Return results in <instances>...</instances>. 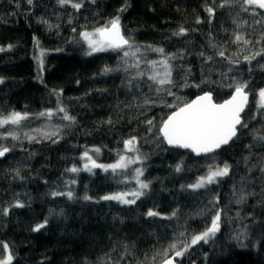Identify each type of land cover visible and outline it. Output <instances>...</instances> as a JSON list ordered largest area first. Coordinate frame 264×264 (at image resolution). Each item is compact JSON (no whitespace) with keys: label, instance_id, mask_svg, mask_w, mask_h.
Masks as SVG:
<instances>
[{"label":"trees","instance_id":"16d2710c","mask_svg":"<svg viewBox=\"0 0 264 264\" xmlns=\"http://www.w3.org/2000/svg\"><path fill=\"white\" fill-rule=\"evenodd\" d=\"M72 2L81 7L0 0V119L26 116L0 126V150L8 149L0 156V259L10 253L11 264H159L219 210L216 236L176 263L264 264V9L243 0ZM117 16L131 47L142 50L122 67H113L118 51L89 55L81 36ZM165 60L171 82L149 79L147 64ZM237 84L247 85L250 102L246 127L228 146L201 157L165 146L159 129L173 111L205 92L222 103ZM60 108L74 120H64ZM133 137L135 150L127 152L124 141ZM85 152L102 165L126 154L138 160L115 172H86ZM225 163L228 176L188 187ZM136 169L149 187L134 204L101 199L136 188ZM242 193L251 195L238 204ZM38 224L45 226L34 231Z\"/></svg>","mask_w":264,"mask_h":264},{"label":"snow or ice","instance_id":"6c2138e0","mask_svg":"<svg viewBox=\"0 0 264 264\" xmlns=\"http://www.w3.org/2000/svg\"><path fill=\"white\" fill-rule=\"evenodd\" d=\"M31 3V0H28ZM61 5L71 3L73 8L79 9L81 7L80 3H73L72 0H59ZM243 3L246 5H256L260 9H264V0H243ZM209 13H212V9H208ZM110 26H105L104 28L96 29L95 33H81L82 38L87 42L91 55L92 53L105 51L108 49L111 50H121L123 48L131 47L129 39L125 38L122 34L120 28L119 17L113 18L110 22ZM184 29L180 30V33L183 34ZM236 40H243L242 36H236ZM248 43V41H244ZM150 47V46H149ZM156 52H163V49H152ZM129 53L124 52V56L127 57ZM223 56V52L220 53ZM210 59V58H209ZM249 59V57H245ZM42 63V60H41ZM156 63V62H149ZM165 71L163 73V78L158 81L159 84L170 83L169 77L171 71L167 61H161ZM105 71H110V69H105ZM149 79L156 80V76H150ZM3 80L0 79V83ZM199 87V85H197ZM246 84H237L234 88V93L230 99L225 100L223 103H214L212 94L210 92H205L203 95L197 96L196 99L192 100L190 103H185L183 107H180L178 110L172 112L171 115L163 121L162 126L159 129V133L162 135L163 140L167 142L168 145L191 149L192 152L197 155L201 154H211L214 153L217 149H220L223 145L229 144L234 137L237 136V125L241 127H246L242 124L241 113L244 111L245 106L248 103V93L245 91ZM171 94V93H169ZM259 97V107L264 108V89H261L258 93ZM60 112H64L63 119L67 121L74 120V117H71L67 114L65 109L60 108ZM41 115H45L41 113ZM51 115V113H48ZM26 116L18 112L10 113L7 117L0 119V126L4 124H19L21 120L25 119ZM149 124L152 121H148ZM55 135V133H53ZM31 139V137H29ZM260 139H264L261 137ZM135 137L124 141L125 149L128 151L135 150ZM8 151L7 148L0 150V156H3ZM99 152V149H96ZM90 162L85 165V169L91 171L92 168H103L107 171L111 168L114 172L117 169H125L129 164L134 163L133 160L126 159L124 156H121L120 159L111 165H99L96 164L91 157L88 156L87 152L84 154ZM181 168L179 165L176 167V171H180ZM72 172L78 171L76 168L70 169ZM230 166L225 163L222 167H209L206 176L199 177L194 184L188 185L192 189L204 188L206 185L214 184L217 182V178H222L229 175ZM264 171V169H262ZM142 175L140 169L136 170V180L138 184V189L131 193H115L112 195H105L101 197L102 200H114L122 204H134L136 199L142 196L144 193L142 190L147 189L149 185L142 182L139 177ZM57 195V193H53ZM131 195L133 199H126L125 197ZM248 194H241L236 200V203H243ZM67 196L69 199L72 198V192H68ZM85 200L90 199L85 196ZM16 207H23L22 204L17 203ZM7 209H4L5 214H7ZM148 216L157 215L156 212L151 210L147 213ZM220 220H221V211L216 210L215 215L212 216L211 224L203 232L193 235L191 238V243L186 244L183 249L175 251V257L183 256L184 252L193 245H196L199 242L208 243L209 240L216 236L217 232L220 230ZM44 224H38L34 231H39L43 228ZM183 235V233H181ZM246 235V233H243ZM240 237L237 236L236 239ZM4 250H8V245H3ZM173 249L176 248V245H171ZM12 256L9 253L3 259H0V264H11ZM165 264H173V259H167Z\"/></svg>","mask_w":264,"mask_h":264},{"label":"rangeland","instance_id":"374dc122","mask_svg":"<svg viewBox=\"0 0 264 264\" xmlns=\"http://www.w3.org/2000/svg\"><path fill=\"white\" fill-rule=\"evenodd\" d=\"M95 31H96V30H94V31H90V32H87V33H95ZM84 41H85V40H84ZM85 43L87 44L86 41H85ZM87 46H88V44H87ZM107 51H111V52L118 51V53L120 54V59H119L118 61H116L115 65H114L113 67H122L123 65L134 64V63L136 62L135 55L138 54V53H140V52H142V50L139 49V48H135V47H127V46H126L125 48H123V49H121V50H111V49H108V50H105V51H99V52H95V53L107 52ZM125 51H127V52L129 53V55H128L127 57L124 56V52H125ZM160 62H161V61L156 62V63H154V64H152V63H148V64H147V70H146L147 75H148L149 77L155 75V76H156V80H154V81H156V82H158L160 79L163 78V73H164V71H165V68H164L163 64L160 63ZM258 104H259V97H258ZM4 125H5V124H4ZM126 151H127V152H130V151H128V150H126ZM88 156L91 157V159L94 160V161L96 162V164L102 165V164L98 163V162L93 158V156L91 155V153H88ZM124 157H125L126 159L133 160L134 162H136V161L138 160L137 157H133V158H131L129 154L124 155ZM84 160H85V162H84V164H83L82 170H83V171H86V172H90V171H88V170L85 169V165H86V164H89V165H90V162H89V160H88L87 158H85V156H84ZM131 164H132V163H131ZM94 169H97V168H92L91 171H93ZM99 169L104 170L103 168H99ZM108 170L113 171L111 168H109ZM108 170H107V171H108ZM117 170H120V169H117ZM136 170H137V169H136ZM104 171H105V170H104ZM134 179H135V181L137 182V180H136V171H135V174H134ZM136 182H135V183H136ZM137 189H138V184L136 183V188H134L132 191H130V192H128V193L134 192V191H136ZM125 198H126V199H133V197H132L131 195H128V196H126ZM136 200H137V199H136ZM116 202H118V201H116ZM118 203H120V202H118ZM120 204H122V203H120ZM122 205H128V204H122Z\"/></svg>","mask_w":264,"mask_h":264},{"label":"water","instance_id":"95a60500","mask_svg":"<svg viewBox=\"0 0 264 264\" xmlns=\"http://www.w3.org/2000/svg\"><path fill=\"white\" fill-rule=\"evenodd\" d=\"M246 91V90H245ZM233 93H234V91L232 92V94H231V96L233 95ZM201 95H203V94H201ZM200 96V95H199ZM231 96L228 98V99H230L231 98ZM197 97V96H196ZM196 97L194 98V99H196ZM213 98V97H212ZM194 99H192V100H194ZM228 99H226V100H228ZM191 100V101H192ZM190 101V102H191ZM190 102H188V103H190ZM214 102V101H213ZM224 102V101H223ZM222 102V103H223ZM249 102H250V94H248V103H247V105L245 106V109H244V111L246 110V108H247V106L249 105ZM215 103V102H214ZM181 107H183V106H181ZM179 109V108H178ZM177 109V110H178ZM244 111L241 113V121H242V115H243V113H244ZM239 126L240 125H237V134H238V128H239ZM160 136L162 137V135L160 134ZM236 137H234L233 138V140L235 139ZM162 139H163V137H162ZM233 140H231L230 142H229V144L233 141ZM164 141V140H163ZM164 144H165V146L167 147V148H169V149H177V150H181V151H189V152H191L195 157H201V156H207V155H210V154H201V155H197L196 153H194V152H192V150L191 149H185V148H180V147H175V146H171V145H168L167 144V142L166 141H164ZM229 144H227V145H223L221 148H224V147H226V146H228ZM220 148V149H221ZM220 149H217L216 151H218V150H220ZM215 151V152H216ZM211 154H213V153H211ZM168 259H173V264H177L176 263V261H175V257H170V258H168ZM167 260V259H166ZM166 260H164L163 262H161V263H159V264H165V261Z\"/></svg>","mask_w":264,"mask_h":264}]
</instances>
